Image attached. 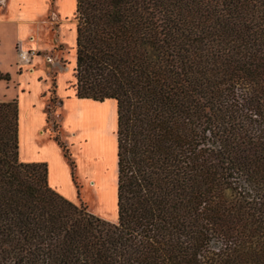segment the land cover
I'll list each match as a JSON object with an SVG mask.
<instances>
[{
  "label": "trees",
  "instance_id": "16d2710c",
  "mask_svg": "<svg viewBox=\"0 0 264 264\" xmlns=\"http://www.w3.org/2000/svg\"><path fill=\"white\" fill-rule=\"evenodd\" d=\"M75 2V97L116 103L117 220L19 160L0 102V264H264V0Z\"/></svg>",
  "mask_w": 264,
  "mask_h": 264
},
{
  "label": "crops",
  "instance_id": "0c3cea01",
  "mask_svg": "<svg viewBox=\"0 0 264 264\" xmlns=\"http://www.w3.org/2000/svg\"><path fill=\"white\" fill-rule=\"evenodd\" d=\"M75 5V0H54L53 7L56 11H54V16H56V13L62 19L74 16ZM51 8V0H0V46L5 43V40L12 38V46L15 50L13 59L8 64V69L1 67L0 63V72L7 73L10 76V80L6 81L7 88L10 82H17L15 98L2 102L17 100L19 110V160L23 163H45L49 187L67 200L72 201L77 191H75L76 186L72 179L71 166L62 149L52 140H44L45 142L43 141L40 144L32 140L33 132L35 131V135H39V131L46 124L45 104L42 97L48 92L51 81L43 69L21 70L23 66L19 64L24 62L29 65L27 60L21 59V53H28L30 50L49 49V46L57 41L56 37L59 34L53 33L51 35L47 31V26H45V19ZM9 28L11 33H8ZM74 41L76 44V30ZM63 75L64 73H59L55 79L57 91L61 85V92L58 91L60 95L67 91V88H65L67 78L61 80ZM27 80H31L36 84L34 90H31ZM66 93L69 97H67L64 104L66 110L64 126L72 133L71 142L80 155L78 161L79 173L94 184L99 201H103L105 193L111 190L114 205L117 202V167L115 165L113 175L108 174L105 168L109 161H115L116 147L111 135H107L105 129L109 126L111 132V128L115 127V117H112L111 120L107 119L102 110L104 103L113 100L95 102L89 99H78L75 97L73 87ZM32 94L34 100L30 101ZM27 101L30 102L27 103ZM114 113L116 115L115 110ZM69 114L73 115L75 123L73 122V124L67 126L66 119ZM80 116H83L81 121H79ZM27 121L32 125H29V128L27 127L29 134L24 135L23 132L21 134V131L22 127L25 129ZM82 131L84 137L81 134ZM85 136L89 137L91 146H85L86 141L82 140ZM21 138L25 146H22ZM80 142L83 143V146ZM78 147L81 149L79 150ZM86 149L88 151L84 153Z\"/></svg>",
  "mask_w": 264,
  "mask_h": 264
},
{
  "label": "rangeland",
  "instance_id": "374dc122",
  "mask_svg": "<svg viewBox=\"0 0 264 264\" xmlns=\"http://www.w3.org/2000/svg\"><path fill=\"white\" fill-rule=\"evenodd\" d=\"M52 8L49 12V15L45 19L47 26V31L52 35L53 33L59 34L57 38V41L49 46V49L46 50H30L27 53V61L29 62V65H27L24 62H20L19 64L23 67L21 70H30V69H43L49 76V79L51 81L50 87L48 92L44 94L42 97V101L44 102V113H45V126L39 131V135H35V131L32 134V140L34 142H38L39 144L43 142L44 140H52L54 141L59 147L63 146L67 152V161L73 163L74 167V176H75V186L78 187L79 194L77 195V192L75 193V196L73 197L72 201L75 203H82L84 206L87 207V210L92 213L93 215L100 217L106 221L109 222H116L117 220V202L113 205V193L109 194L106 198L107 205L103 201H99V197L97 196V192L95 190L94 184H92L91 180H89L86 177L81 176L79 173V167H78V161L80 155L78 154L77 149L75 148L74 144L71 142L72 133L65 128L64 126V120L66 116V110L64 108V104L67 101V91L70 90L72 87V84L75 82L73 75H74V68H75V59H76V47H75V41H74V34L77 26V21L74 18V16L69 17L68 19H62L59 17V15L54 16V13L56 12L54 10V0H51ZM55 11V12H54ZM8 33H11V30L9 28ZM12 38H9L5 40V43L0 46V63L1 67L8 69L9 62L13 59L15 50L12 46ZM20 54V52H19ZM35 60V61H33ZM59 73H64L63 78L66 79V85L65 88H67V91L62 95L58 93V91L61 92V85L59 90L57 91L56 88H52V83L55 82V79L58 77ZM42 80V78H41ZM15 81V80H14ZM29 83V87L31 90H34V87L36 84L32 82L31 80H27ZM62 82V81H61ZM65 82V81H64ZM17 94V82L9 83L8 88L6 85V81H0V102L7 101L9 99L15 98ZM33 94L30 96L31 100ZM30 101H27L30 102ZM109 103L114 104L116 106V103L114 101H109ZM116 111V107H115ZM38 116V115H37ZM83 116L79 117V121ZM115 117V127L111 128L107 126L105 129V132L107 135H111L112 140L114 141L115 147H116V136H115V129H116V115L113 114V118ZM112 118V119H113ZM66 124L71 125L73 122L75 123V120L73 118V115L69 114L66 119ZM26 127H22V132L24 135L29 134L28 128L30 124L29 121L26 123ZM28 127V128H27ZM31 130V129H30ZM82 130V129H81ZM112 133V134H111ZM82 136L84 137L83 131ZM82 138V137H81ZM19 139V138H18ZM84 142L86 143L85 146H89L90 140L88 136H85ZM45 142V141H44ZM22 146L24 145L22 138H21ZM81 143V142H80ZM83 146V143H81ZM25 146V145H24ZM91 146V145H90ZM61 148V147H60ZM27 149V148H26ZM62 149V148H61ZM80 150L81 148L78 147ZM63 151V150H62ZM88 150L86 149L84 153H86ZM64 154V151H63ZM114 160H111L108 162L105 170L108 174L113 175L114 168L116 165V153H114ZM83 172V171H82ZM117 188V186H116ZM75 191H77L75 189ZM117 197V195H116Z\"/></svg>",
  "mask_w": 264,
  "mask_h": 264
},
{
  "label": "bare ground",
  "instance_id": "6f19581e",
  "mask_svg": "<svg viewBox=\"0 0 264 264\" xmlns=\"http://www.w3.org/2000/svg\"><path fill=\"white\" fill-rule=\"evenodd\" d=\"M23 55H24V57H25L24 59L27 60V58H28L27 53L24 52ZM102 110H103V115H104L105 117H107V119L111 120V118L113 117V114H114L115 105L109 103V101H108L107 103H104V105H103V109H102ZM109 194H111V190H110V192L107 191V192L105 193V196H104V199H103L105 205H107V200H108V198H106V197L109 196Z\"/></svg>",
  "mask_w": 264,
  "mask_h": 264
},
{
  "label": "built area",
  "instance_id": "2783aa9c",
  "mask_svg": "<svg viewBox=\"0 0 264 264\" xmlns=\"http://www.w3.org/2000/svg\"><path fill=\"white\" fill-rule=\"evenodd\" d=\"M23 54H24V53H21V54H20V57H21L22 60H25V59H24L25 57H24Z\"/></svg>",
  "mask_w": 264,
  "mask_h": 264
}]
</instances>
